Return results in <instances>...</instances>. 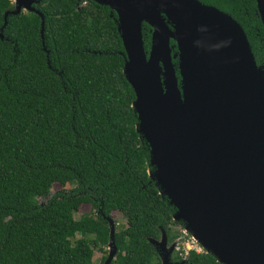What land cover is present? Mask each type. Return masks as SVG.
<instances>
[{
	"label": "trees",
	"instance_id": "obj_1",
	"mask_svg": "<svg viewBox=\"0 0 264 264\" xmlns=\"http://www.w3.org/2000/svg\"><path fill=\"white\" fill-rule=\"evenodd\" d=\"M198 1L229 14L264 67L256 1ZM33 7L8 14L3 26L12 5L0 0V264H93L114 212L126 222L113 237L116 264H161L150 240L163 231L170 244L172 225L183 224L148 175L116 14L89 0ZM142 39L148 52L146 24ZM54 184L70 189L51 194ZM82 205L90 213L75 219ZM173 261L220 264L195 251H177Z\"/></svg>",
	"mask_w": 264,
	"mask_h": 264
},
{
	"label": "water",
	"instance_id": "obj_2",
	"mask_svg": "<svg viewBox=\"0 0 264 264\" xmlns=\"http://www.w3.org/2000/svg\"><path fill=\"white\" fill-rule=\"evenodd\" d=\"M15 1L16 10L5 13L3 26L8 14L33 12L38 3ZM89 1L116 14L123 73L135 94L136 130L148 144L154 179L148 175L175 208L173 221L220 264H264V67L257 65L242 27L213 6L175 0L209 11L216 21L181 22L170 7L158 4L157 19L175 36L163 45L158 27L140 21L133 30L127 0ZM143 24L151 28L148 52ZM142 63L151 66L157 94L168 108L165 144L153 123ZM107 222L114 247V226L110 218ZM150 242L156 249L165 247V232ZM174 247L167 257L160 254L161 264H173L168 257Z\"/></svg>",
	"mask_w": 264,
	"mask_h": 264
},
{
	"label": "bare ground",
	"instance_id": "obj_3",
	"mask_svg": "<svg viewBox=\"0 0 264 264\" xmlns=\"http://www.w3.org/2000/svg\"><path fill=\"white\" fill-rule=\"evenodd\" d=\"M260 6V13L264 21V0H258ZM130 16L132 19L133 30L140 21H146L151 25L158 27L159 37L163 45H165L167 38L175 37L168 32L162 23L157 19L154 8L158 4L167 5L172 10L175 17L181 21H187L190 19L204 20L208 22H215L216 17L209 11H195L188 6L181 4L175 0H127ZM143 78L146 82L147 97L152 105V119L154 125L157 127L158 139L165 144V123L168 118V108L160 100L156 85L153 81V73L150 65L142 63Z\"/></svg>",
	"mask_w": 264,
	"mask_h": 264
},
{
	"label": "rangeland",
	"instance_id": "obj_4",
	"mask_svg": "<svg viewBox=\"0 0 264 264\" xmlns=\"http://www.w3.org/2000/svg\"><path fill=\"white\" fill-rule=\"evenodd\" d=\"M11 5H12V10L11 11H15L16 10V1L15 0H11ZM10 11V12H11ZM151 166V165H150ZM153 168V167H152ZM149 174L152 175V179H154V170H150ZM70 187L69 186H60L58 184H54L52 186L51 189V194L59 191V190H69ZM40 202L45 203V200H40ZM90 206L88 205H82L79 209V211L74 215L75 219H78L80 216L85 215L90 213ZM110 221L113 223L114 226V230L116 231V228H121L124 227L126 222L125 219L123 218V216L118 213V212H114L111 215ZM171 231L172 232H176L178 234V238L175 239L172 243L168 244V242L166 243L165 247H162L161 250L163 251V254L167 253V251L170 249V247L172 245H175L173 250H179V251H183L189 248H194V249H199L201 252H205L204 248L197 243L194 238L192 237L191 233L189 231H187L183 225V227H181L180 225H172L171 227ZM76 238H80V235H76ZM159 244L161 243L160 241L158 242ZM164 248V249H163ZM112 253V250L109 249L108 251V255L106 257V260L104 261L103 264H112L111 262L114 259V255L110 256ZM102 253L95 251L94 255H93V264H100L101 261V257H102ZM165 256L167 257V254H165ZM167 259V258H166ZM169 262H171V254L168 257Z\"/></svg>",
	"mask_w": 264,
	"mask_h": 264
},
{
	"label": "flooded vegetation",
	"instance_id": "obj_5",
	"mask_svg": "<svg viewBox=\"0 0 264 264\" xmlns=\"http://www.w3.org/2000/svg\"><path fill=\"white\" fill-rule=\"evenodd\" d=\"M115 233V232H114ZM109 249H111V250H113L114 249V259H113V261L111 262L112 264H116V255H117V253H118V250H117V248H116V246H115V243H114V247L112 246H110V244H109V241H108V243H107V245L101 250V251H98V252H100V253H102V257H101V261H100V264H103L104 263V261L106 260V257H107V255H108V251H109ZM156 249V248H155ZM177 251H179V250H177ZM176 250H173L172 252H171V262L174 264V263H176V264H178V262H176V261H173V257H174V254H175V252H177ZM156 252H157V254L159 255V259H160V254H163V251L160 249V248H158V249H156ZM94 255V254H93ZM179 256H180V254H178ZM184 261V259L181 261V262H183ZM160 262H161V259H160Z\"/></svg>",
	"mask_w": 264,
	"mask_h": 264
},
{
	"label": "built area",
	"instance_id": "obj_6",
	"mask_svg": "<svg viewBox=\"0 0 264 264\" xmlns=\"http://www.w3.org/2000/svg\"><path fill=\"white\" fill-rule=\"evenodd\" d=\"M189 251H195L198 253L201 252L199 249L189 248V249L183 250V253L186 255Z\"/></svg>",
	"mask_w": 264,
	"mask_h": 264
}]
</instances>
